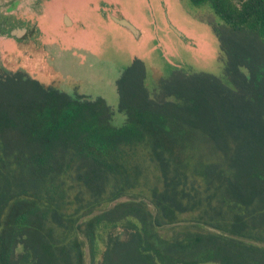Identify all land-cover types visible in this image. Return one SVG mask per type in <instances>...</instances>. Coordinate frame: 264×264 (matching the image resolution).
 Returning a JSON list of instances; mask_svg holds the SVG:
<instances>
[{
  "label": "trees",
  "instance_id": "obj_1",
  "mask_svg": "<svg viewBox=\"0 0 264 264\" xmlns=\"http://www.w3.org/2000/svg\"><path fill=\"white\" fill-rule=\"evenodd\" d=\"M189 1L220 19L230 83L176 68L151 92L133 57L119 125L103 96L0 65V264H86L85 241L93 264H264V0Z\"/></svg>",
  "mask_w": 264,
  "mask_h": 264
},
{
  "label": "rangeland",
  "instance_id": "obj_2",
  "mask_svg": "<svg viewBox=\"0 0 264 264\" xmlns=\"http://www.w3.org/2000/svg\"><path fill=\"white\" fill-rule=\"evenodd\" d=\"M112 14L127 18L138 33ZM219 22L208 5L195 6L189 0H0V65L6 72L21 70L70 93L103 96L113 110L112 122L119 125L125 114L118 109L115 80L133 57L144 61L151 92L159 77L176 68L209 71L230 83L214 27ZM17 26L28 31L11 34ZM129 198L120 196L105 207ZM191 215L183 214L181 221L160 231L171 236ZM122 230L119 226L115 232L123 235ZM83 248L85 263L93 264L87 241ZM103 248L99 240L93 251L96 259Z\"/></svg>",
  "mask_w": 264,
  "mask_h": 264
},
{
  "label": "water",
  "instance_id": "obj_3",
  "mask_svg": "<svg viewBox=\"0 0 264 264\" xmlns=\"http://www.w3.org/2000/svg\"><path fill=\"white\" fill-rule=\"evenodd\" d=\"M112 18L114 20H116L119 24L127 27L128 29H130L133 33L137 34L138 33V29L132 24L131 21H129L127 18L123 17V16H115V15H111ZM65 22H70V19L68 18L67 15L64 16ZM175 28V27H174ZM176 29V28H175ZM26 27H14L10 30L11 34H14L15 36H21L22 34H24L26 32ZM177 30V29H176ZM177 32L181 33L179 30H177Z\"/></svg>",
  "mask_w": 264,
  "mask_h": 264
},
{
  "label": "flooded vegetation",
  "instance_id": "obj_4",
  "mask_svg": "<svg viewBox=\"0 0 264 264\" xmlns=\"http://www.w3.org/2000/svg\"><path fill=\"white\" fill-rule=\"evenodd\" d=\"M18 27H23V26H18ZM25 27V26H24ZM27 29V28H26ZM28 30H26V32H27Z\"/></svg>",
  "mask_w": 264,
  "mask_h": 264
}]
</instances>
